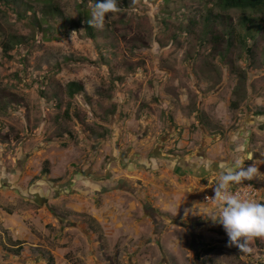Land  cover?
I'll return each mask as SVG.
<instances>
[{
  "label": "rangeland",
  "instance_id": "374dc122",
  "mask_svg": "<svg viewBox=\"0 0 264 264\" xmlns=\"http://www.w3.org/2000/svg\"><path fill=\"white\" fill-rule=\"evenodd\" d=\"M46 2L54 8L48 15ZM81 3L90 11L96 39L89 38L83 26L74 31L67 21L80 24ZM211 15L208 28L221 36L218 42L211 36L204 42V19ZM243 16L255 18L262 27L251 32L250 52L243 40ZM230 25L242 44L234 37L229 46L222 37ZM10 36L24 41L16 40L6 52ZM70 82L83 84L85 92L70 98ZM234 102L239 108L231 107ZM257 112H264V11H222L216 0L0 2V161L8 168L21 150L68 140L87 153L94 143L92 149L102 152L99 169L104 174L118 161H113L114 148L126 155L147 134L151 139L146 141H154L143 162L149 169V162L159 155L156 148L170 137L171 124L186 118V125L193 118L191 145L202 147L203 124L225 135L233 131L216 145L220 153L226 151L227 161H236L229 147L242 145L240 173L259 175L264 182V115H254ZM247 140L248 149L243 145ZM168 151L174 155L175 147ZM138 156L143 155L137 151L133 158ZM254 161L261 167L247 171ZM33 166L47 164L39 167L35 160ZM128 168L139 170L129 164ZM74 172L72 168L70 174ZM54 187H47L52 197L64 189ZM107 201L96 204L104 205L97 215L102 224L87 212L68 210L66 215L57 210L67 219L55 226L31 224L36 231L41 227V233L32 236L19 255L11 252L16 242L8 234L0 235V264H264V231L236 212H221L199 201L194 213L170 217L134 193ZM135 203L139 207L131 211ZM157 212L161 215L154 223ZM0 213V227L23 240L20 213L2 206Z\"/></svg>",
  "mask_w": 264,
  "mask_h": 264
},
{
  "label": "crops",
  "instance_id": "0c3cea01",
  "mask_svg": "<svg viewBox=\"0 0 264 264\" xmlns=\"http://www.w3.org/2000/svg\"><path fill=\"white\" fill-rule=\"evenodd\" d=\"M226 119L229 120V116H226ZM182 121L185 122L186 118ZM182 121L179 123L174 121L177 125L171 124L170 137L162 142L161 146H156V153L159 155H155V159L149 162L151 167L149 169L144 166L143 162L145 163V155L151 151L154 141H146L147 138L151 139V135L147 136V134L141 137V141L133 144L134 149L130 153L125 152L126 155L117 148L113 149V161H118L113 162L115 167L113 164L106 167L104 170L106 177H103L104 174L99 169L101 158H103L102 152L99 153L98 149H92L95 146L94 143L87 147L89 149L87 153L68 140L61 141L59 145L54 140L44 144V147L21 150L16 155L17 161L14 160V166L10 164L12 168H8V165L0 161V209L2 206L9 213L11 211L20 213L24 239H14L8 233V229L3 226L0 227V235L6 238L5 235L8 234L13 241L21 243L22 248H25L30 239H33L32 236H37L42 230L41 227L37 231L31 229V224L38 223L45 227L50 224L55 226L64 218L67 219V216L63 214L60 216L57 210L65 211V215L66 210L73 214L87 212L99 224H102L103 218L97 215L102 213L105 203L108 202L107 199H115L127 193L137 194L139 199L149 201L148 203H152L154 208L159 209L162 214L168 213L170 217L187 216V212L194 213L198 210L196 202L203 203L201 201L202 190L212 183L231 185L251 179L249 181L261 188L262 200H264L263 179L259 175H250V172L240 173L242 162L239 157L243 156L242 145L239 144L241 146L238 147L234 144L229 147L234 157L238 156L236 161L232 158L230 162L227 161V152L220 153L221 146H216L225 138L227 140V137L233 135V131L225 135L222 130L217 132L207 124H203L205 131L201 138L202 147L197 150L200 145L198 143L191 145L189 141L195 120L192 118V121L186 125ZM241 131H243L242 128L238 132ZM244 131L247 132V128H244ZM158 134L161 136L163 133L161 131ZM129 135L133 141L138 140V138L135 139L134 133ZM243 137L244 135H241V138ZM166 138L167 135L164 136V139ZM248 143L249 140L247 143L243 142L247 149L249 148L246 146L249 145ZM168 146L175 147L174 155L167 153L169 152ZM137 151L143 156H138L139 159L136 160L133 155ZM216 154L218 159L215 160ZM222 157L225 158L222 159ZM39 159H42V162ZM35 160H38L39 167L43 163H46L47 167L34 168ZM128 164L137 166L139 170L128 168ZM259 167L261 166L254 161L247 171ZM72 168H75L73 175L70 174ZM27 169H30L29 173H26ZM43 169L48 171L47 180H43ZM207 180L208 183L205 185ZM139 181H143V184L139 185ZM20 183L23 184L24 189L19 187ZM49 185L53 188L60 186L64 189H60L52 197L50 191L47 192ZM49 199H53V203H50ZM100 200L104 202L102 208L96 205L100 204L98 203ZM35 207H38L37 213H35ZM135 207H139L137 203L130 206L131 211ZM228 210L226 207H220L221 212L228 213ZM160 215V212L155 213V217L152 218L154 223ZM37 218L41 220V223ZM2 256L0 250V259Z\"/></svg>",
  "mask_w": 264,
  "mask_h": 264
},
{
  "label": "trees",
  "instance_id": "16d2710c",
  "mask_svg": "<svg viewBox=\"0 0 264 264\" xmlns=\"http://www.w3.org/2000/svg\"><path fill=\"white\" fill-rule=\"evenodd\" d=\"M165 1V0H164ZM169 0H166V2ZM217 1V5L219 6V8L222 11H228V10H239L242 12L245 11H251V12H259V11H264V0H216ZM0 2H5L8 5H11V0H0ZM52 4L49 2H46L45 4V9H44V14L48 15L50 10H54L53 6H51ZM79 15H80V24H78V22H75L74 20H70L68 19L67 21L69 23H73L74 24V31H77V27L78 26H83L85 29V32L87 34V36L91 39H96V32H95V27L94 24L92 22V17L90 14V11L88 9L85 8V3H81L79 6ZM56 13H58V11L56 10ZM211 16L206 17L205 20V24L204 27L205 29L204 31V42L208 41V37L211 36V39L214 40V42H218L219 40H221V36H216L214 29H209L208 27L211 24ZM219 16H217L216 19H218ZM65 20V18H63ZM66 21V20H65ZM257 20L253 17H248V16H243V21H242V25L245 27V35L243 36V40H244V45L248 47L247 52H250L252 49L248 46V42L249 40H251L252 37H254L253 35H251V32L253 31H259L262 30L261 24H256ZM212 22H216V20H212ZM230 24V23H229ZM195 22H193L191 24V26H194ZM229 28L231 30H229L226 27L225 32L223 33V38H227L228 44L229 46L233 45V38L235 37V42H237L239 39L238 34H236L235 30L233 29L232 25L229 26ZM192 32V31H191ZM189 32V33H191ZM236 34V35H235ZM17 40V43L24 41V39L18 38L17 36H10L7 43H6V47L5 50L6 52L10 51L11 49H13V44L15 43V41ZM209 42V41H208ZM242 44V42H240ZM214 47V46H213ZM67 95L70 98H75L76 96L83 94L85 92V88L84 85L79 83V82H70L67 84ZM61 107V106H59ZM231 107L234 108H239V103L234 102L231 104ZM254 115L256 116H263L264 112H257ZM65 116L67 118H71L72 116L68 114V110L65 111ZM61 137V136H59ZM64 138V137H63ZM63 138L59 139L62 140ZM95 147V146H94ZM48 171L46 169L43 170V173L46 174ZM226 208H228V211H232V212H236L238 214H240L242 217L249 219L250 221H253L254 224L257 226V228L260 231H264V202H260L259 206L255 209V210H251L249 208L246 207H237V206H233V205H227L225 206ZM21 243L16 242L15 243V247L14 250H12L11 252L13 254H18L23 250L22 246L20 245ZM50 259H52L50 257Z\"/></svg>",
  "mask_w": 264,
  "mask_h": 264
},
{
  "label": "built area",
  "instance_id": "2783aa9c",
  "mask_svg": "<svg viewBox=\"0 0 264 264\" xmlns=\"http://www.w3.org/2000/svg\"><path fill=\"white\" fill-rule=\"evenodd\" d=\"M201 201L213 207L233 205L255 210L262 201V190L251 181L232 183L231 185L212 183L202 192ZM1 219L2 215L0 213Z\"/></svg>",
  "mask_w": 264,
  "mask_h": 264
}]
</instances>
